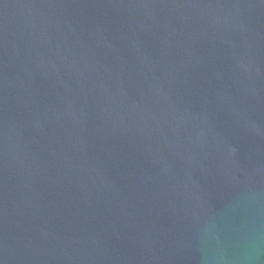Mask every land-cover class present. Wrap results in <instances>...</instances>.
<instances>
[{"label":"water","instance_id":"95a60500","mask_svg":"<svg viewBox=\"0 0 264 264\" xmlns=\"http://www.w3.org/2000/svg\"><path fill=\"white\" fill-rule=\"evenodd\" d=\"M0 264H264V0H0Z\"/></svg>","mask_w":264,"mask_h":264}]
</instances>
